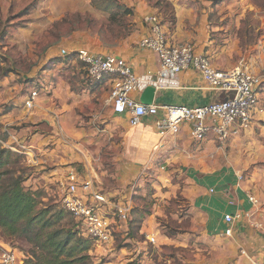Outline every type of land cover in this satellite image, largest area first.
Masks as SVG:
<instances>
[{
	"label": "crops",
	"instance_id": "0c3cea01",
	"mask_svg": "<svg viewBox=\"0 0 264 264\" xmlns=\"http://www.w3.org/2000/svg\"><path fill=\"white\" fill-rule=\"evenodd\" d=\"M149 10L147 13L144 10L143 14L153 16ZM176 12L175 27L167 30L172 41L193 44L196 53L207 55L216 70H225L224 51L216 49L207 36L206 19L197 21L190 10L178 5ZM187 18L190 21L186 26L183 20ZM147 28V23L141 25L137 35L125 38L116 48L104 46L97 38L84 33L80 39L66 40L64 48L57 49L62 45H53L46 50L34 70L50 60L57 58V62L52 71H43L35 77L32 86L40 89L32 108H14L0 119V133L5 130L16 135L32 148L33 155L37 154V157H25L39 172L37 181L30 178L26 186L33 192H47L63 182L69 173L75 172L84 179H91L95 191L108 198L118 196L120 200L126 197L125 190L130 181L137 183L138 189L152 180L175 189L174 179L183 178L186 185L181 195L198 219L193 221V226L203 230L205 236H214L211 244L216 246V251L212 257L216 260L207 264H264V239L258 240L254 229L258 222L247 217L254 210L248 201L251 194L239 180L251 166L259 170V155L253 154L252 150L260 145V141L264 142V83L258 92L262 112L255 116L249 130L232 137L224 147H219L213 136L196 145L189 136L187 124L181 125L175 137L161 139L154 125L155 118L145 117L133 127L129 124L128 114L113 113L108 102L109 93H103L104 88L110 92L108 81L90 89L84 87L83 65L72 56L82 49L125 60L137 77L157 73L156 56L139 47ZM62 50L69 56H61ZM30 76H25V81ZM169 79L165 76L159 82L160 87L155 89L151 104L196 107L227 97L225 93L209 89L201 75L191 68L173 77L177 87L168 86ZM143 92L135 91L131 98L142 104ZM28 93L25 92L18 102H25ZM104 105L109 110L101 112ZM13 124L21 126L9 129ZM4 137L7 138L5 133ZM101 163L112 168L109 186L103 184L100 177L97 179L101 169L96 170L97 173L93 168L95 165L101 167ZM159 166L164 170L158 169ZM226 214L241 215V220L232 225L230 237L224 236L227 226L223 216ZM120 225L116 226L117 233L124 230ZM140 233L146 238L153 236L155 241L160 240L163 244H173V238L162 236L158 239L159 232L155 227L143 225ZM241 252L245 255H240Z\"/></svg>",
	"mask_w": 264,
	"mask_h": 264
},
{
	"label": "rangeland",
	"instance_id": "374dc122",
	"mask_svg": "<svg viewBox=\"0 0 264 264\" xmlns=\"http://www.w3.org/2000/svg\"><path fill=\"white\" fill-rule=\"evenodd\" d=\"M177 5L190 10L197 21L206 19L207 36L216 49L224 51L225 70L244 66L253 74L262 76L264 83V0H0V119L14 108L25 110L27 100L18 102L25 92L32 89L39 95L40 88L32 86L35 77L38 78L43 71H52L57 62V58L50 60L42 68L34 70L48 48L53 45H62L57 49L64 48L66 40L80 39L84 33L97 38L104 46L116 48L125 38L137 35L141 25L148 24L150 16L143 11L147 13L149 9L148 13L158 16L165 28L171 31L176 24ZM188 21L190 18L183 20V25L187 26ZM32 71L35 73L30 76ZM28 74L30 78L25 81ZM104 90V94L109 93L106 88ZM100 110H109V107L104 105ZM20 126L13 124L8 128L19 129ZM4 132L0 133V141L6 139ZM15 139L26 146L17 137ZM9 144L14 146L11 141ZM252 151L259 155V170L251 166L240 175V183L256 200L250 217L258 222V226L254 227L255 235L262 241L264 142L260 141V145ZM21 156L22 159L13 158L17 160L12 167L16 175L24 180L23 187L30 190L26 186L28 181L30 178L37 181L39 172L24 159L26 156ZM33 157L37 154L34 153ZM96 166L93 167L95 172L101 169L97 179L100 177L102 183L108 185L111 182V166L105 163H101V167ZM173 183L175 189L158 185L153 180L146 182V185L136 189L132 197L131 189L135 182L130 181L124 197L128 199L131 196V213L127 222L121 224L124 230L114 235L110 245L96 247L91 244L88 252L90 261L93 264H207L215 261L212 253L216 251V246L211 244L214 236L206 237L203 230L193 226V221L198 219L181 195L186 185L183 178L174 179ZM35 192L37 210L48 208L50 211L46 219L56 221L54 218L61 212L55 229H72L74 223L62 208L59 184L47 192ZM125 198L119 200L118 196H114L110 199L125 204ZM143 225L151 229L155 227L159 232L158 239L162 236L173 238V244H163L160 240L150 243L140 233ZM0 244L10 247L17 254L20 264H34L29 256L31 247L22 239L3 237L0 232Z\"/></svg>",
	"mask_w": 264,
	"mask_h": 264
},
{
	"label": "built area",
	"instance_id": "2783aa9c",
	"mask_svg": "<svg viewBox=\"0 0 264 264\" xmlns=\"http://www.w3.org/2000/svg\"><path fill=\"white\" fill-rule=\"evenodd\" d=\"M139 47L151 51L159 62L155 74L137 77L130 65L113 55H95L87 50H78L74 58L84 68L83 82L87 89L98 84L110 83L108 102L115 115H129V124L137 126L145 117L155 118V128L161 139L175 137L181 125L189 126V136L196 145H200L209 136H213L219 147H224L232 137L247 131L258 113V92L262 87L263 77L253 74L246 67L240 66L230 70H216L207 55L197 54L193 45L176 43L169 37L162 20L153 15L148 18L147 33L140 41ZM68 55L64 50L61 56ZM197 71L207 83L209 89L225 93L227 97L219 102L202 106L186 105H143L131 98L135 91L147 87L157 89L159 82L169 76L168 86L177 87L173 77L187 69ZM156 77V80H154ZM38 90V89H37ZM39 91V90H38ZM38 96L31 90L25 102L26 109H31ZM7 140L0 141V146L15 154L29 157L32 149L17 142L8 131L4 132ZM9 141L14 143L9 144ZM19 149V150H17ZM158 169L164 170L159 166ZM241 180V176H239ZM61 188L62 208L74 223L75 232L80 238L88 240L96 247H105L114 241L117 224L126 223L131 213V196L137 189L136 183L131 189V196L125 204L112 202L110 198L94 190L91 179H84L75 172L69 173ZM248 201L255 208L256 200L249 196ZM247 217H250V215ZM117 220V221H116ZM241 220L239 214H226L223 221L227 226L226 237L231 236L232 225ZM119 226V225H118ZM150 243H155L153 236H148ZM245 255L244 252H241ZM0 264H20L17 254L0 244ZM251 264H259L251 262Z\"/></svg>",
	"mask_w": 264,
	"mask_h": 264
},
{
	"label": "trees",
	"instance_id": "16d2710c",
	"mask_svg": "<svg viewBox=\"0 0 264 264\" xmlns=\"http://www.w3.org/2000/svg\"><path fill=\"white\" fill-rule=\"evenodd\" d=\"M72 56L74 57V53ZM14 157L22 159L21 155L0 146L2 236L25 241L31 247L29 256L34 264H93L88 256L91 243L80 238L73 225L68 231L55 229L61 212L54 218L56 221L51 222L50 218L46 219L50 213L48 208L37 210V193L23 187L24 180L16 175L17 172L12 167L17 160H13Z\"/></svg>",
	"mask_w": 264,
	"mask_h": 264
},
{
	"label": "water",
	"instance_id": "95a60500",
	"mask_svg": "<svg viewBox=\"0 0 264 264\" xmlns=\"http://www.w3.org/2000/svg\"><path fill=\"white\" fill-rule=\"evenodd\" d=\"M154 91L155 89L152 87H147L144 92L143 95L141 97L140 102L143 105H151L152 99H153V95H154Z\"/></svg>",
	"mask_w": 264,
	"mask_h": 264
}]
</instances>
